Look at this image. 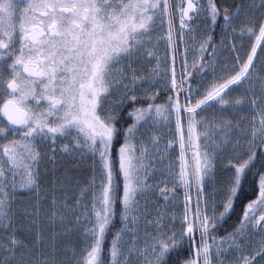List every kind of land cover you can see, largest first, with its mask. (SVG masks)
Returning a JSON list of instances; mask_svg holds the SVG:
<instances>
[{
  "label": "snow or ice",
  "instance_id": "1",
  "mask_svg": "<svg viewBox=\"0 0 264 264\" xmlns=\"http://www.w3.org/2000/svg\"><path fill=\"white\" fill-rule=\"evenodd\" d=\"M0 264H264V0H0Z\"/></svg>",
  "mask_w": 264,
  "mask_h": 264
}]
</instances>
